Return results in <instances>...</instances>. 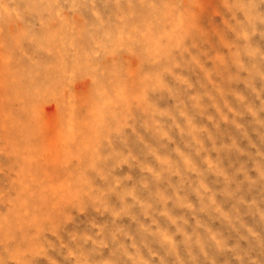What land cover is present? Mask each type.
I'll use <instances>...</instances> for the list:
<instances>
[{
	"label": "rangeland",
	"instance_id": "rangeland-1",
	"mask_svg": "<svg viewBox=\"0 0 264 264\" xmlns=\"http://www.w3.org/2000/svg\"><path fill=\"white\" fill-rule=\"evenodd\" d=\"M8 64L0 264H264V0H0Z\"/></svg>",
	"mask_w": 264,
	"mask_h": 264
},
{
	"label": "bare ground",
	"instance_id": "bare-ground-1",
	"mask_svg": "<svg viewBox=\"0 0 264 264\" xmlns=\"http://www.w3.org/2000/svg\"><path fill=\"white\" fill-rule=\"evenodd\" d=\"M81 40V39H80ZM80 40L79 41H76L77 42V45L78 44H81V42H80ZM76 42H75V44H76ZM79 42V43H78ZM79 46V45H78ZM79 58H81V54L80 55H78L77 56V59H76V61L78 60V61H81V60H79ZM61 63V62H60ZM59 63V61L58 62H55V63H53V64H51L50 66H52V67H54L55 65H58V64H60ZM78 63V62H77ZM79 64V63H78ZM8 66H9V64L8 65H6L4 68H1V70H0V72L2 73V74H6V72H7V69H8ZM48 66H43V67H41V70H47L46 68H47ZM58 68H59V72L62 70L61 68L63 67V65L62 66H57ZM39 68V67H38ZM38 70V69H37ZM36 70V68H35V72L37 71ZM48 71V70H47ZM43 72V71H42ZM50 72V71H49ZM49 72H47V73H44L43 72V74H42V76H40L39 74V79H42L43 80V82H46L47 81V77H48V73ZM115 72H116V70H115ZM37 73H40L41 74V72H40V70H39V72H37ZM79 73V72H78ZM30 74V73H29ZM81 74V73H80ZM33 74H32V72H31V75H29L26 79H20V78H15V79H13V80H7L6 79V77L5 78H3V80L2 81H0V107H3V108H6L7 109V107H9V105H10V103L13 101V100H17L18 98H19V100L22 98V100H23V98H24V100L25 99H27L25 102L27 103H24V101H23V108H24V112H22V111H20V113L22 112V114L23 113H25V114H27V109H29V111L31 112L32 111V108H34L33 106H34V104H37V103H35L34 102V100L35 99H37L38 97L37 96H39V90L41 89V84L39 83V82H37L36 83V81L37 80H35L34 82H33V80L31 79V78H29V77H31ZM37 76V74L35 73L34 75H33V78H34V76ZM112 75V74H111ZM114 75V74H113ZM117 76V77H116ZM110 78H111V76H110ZM28 79V80H27ZM31 79V80H30ZM99 79V78H98ZM119 79H120V81H121V78H120V75L118 74H116L113 78H112V80H110V86H108L109 88H111V89H109L110 90V92L109 93H111L112 94V92L111 91H113V86L116 84V85H118L119 86ZM98 81H100V80H98ZM107 81H109V80H107ZM108 83V82H107ZM21 84H24V90H22L23 92L21 93V94H18V92L17 91H13L12 90V87H14V86H20ZM103 85V84H102ZM113 85V86H112ZM105 86V85H104ZM104 86H103V88H104ZM6 87H8V88H10V90L8 89V91H4V89L6 88ZM99 88V87H98ZM97 88V89H98ZM101 88H102V86H101ZM102 88V89H103ZM115 88V87H114ZM118 88V87H117ZM105 90H106V92L105 93H107L109 90L107 89V88H104ZM108 90V91H107ZM49 91V90H48ZM47 91V92H48ZM3 92V93H2ZM52 92V90L50 91V93ZM54 93H55V91H53ZM99 92V90L97 91V93H92V95H91V100H89L90 101V103H92V104H94V102H96V103H100V104H102V108L103 109H101V110H99V108H98V110L102 113V116H103V118H102V124L103 125H107V123L109 122V116L111 115V113L113 112V110H112V108H111V104L113 103L112 101H113V99H112V96H111V94H109V95H103L102 97H103V99H101L102 97H101V94L100 95H98L99 97H98V99H94V97L97 95V94H99L98 93ZM115 92H116V90H115ZM123 92V91H122ZM49 93V92H48ZM47 93V94H48ZM49 93V94H50ZM53 93V95H55ZM101 93V92H100ZM104 93V94H105ZM117 93V92H116ZM48 94V95H49ZM52 94V93H51ZM50 94V95H51ZM118 94H120V92L118 93ZM47 95V96H48ZM35 96H36V98H35ZM106 96H107V100H106V102H104L103 103V100H105V98H106ZM124 96V93L123 94H121L120 95V97H123ZM39 99H40V96H39ZM38 101V100H37ZM39 102V101H38ZM8 123H6V124H8L9 125V127H8V129H10L9 131L12 133V137H13V139L11 138L10 140L12 141L13 140V142H11V144L13 143V145H14V147H15V149H16V147L17 146H15V144H16V141H17V138L19 137V136H24L25 138H27L29 141H32V139L34 138V135H35V131L37 130V122L35 121V119H33V121L32 122H30V123H26V124H22V123H12L11 121H7ZM64 127V126H63ZM89 129H91V126H85V130H89ZM64 130V129H63ZM10 133V134H11ZM70 133V132H69ZM69 133H67V134H69ZM71 134V133H70ZM68 136H70V135H68ZM68 136H66V137H68ZM65 138V137H64ZM13 147V148H14ZM39 169V168H38ZM41 169V168H40Z\"/></svg>",
	"mask_w": 264,
	"mask_h": 264
}]
</instances>
